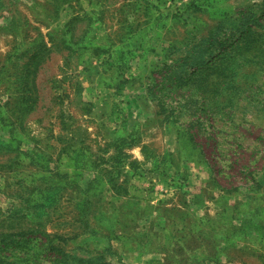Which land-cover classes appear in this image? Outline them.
Instances as JSON below:
<instances>
[{
    "label": "rangeland",
    "instance_id": "obj_1",
    "mask_svg": "<svg viewBox=\"0 0 264 264\" xmlns=\"http://www.w3.org/2000/svg\"><path fill=\"white\" fill-rule=\"evenodd\" d=\"M0 264H264V0H0Z\"/></svg>",
    "mask_w": 264,
    "mask_h": 264
},
{
    "label": "crops",
    "instance_id": "obj_2",
    "mask_svg": "<svg viewBox=\"0 0 264 264\" xmlns=\"http://www.w3.org/2000/svg\"><path fill=\"white\" fill-rule=\"evenodd\" d=\"M169 136H170V134H169ZM172 136V135H171ZM168 137V136H167ZM175 148L176 147H173V148H170V147H165V150H164V153H167V152H171V149L173 150V151H175ZM135 158H138V160L141 162V164L142 165H144V163L146 162V163H150V164H153V159H143V157H135ZM168 161H169V163L170 164H172L173 165V167L176 169V164H174L173 162H172V159H167ZM194 160H196V159H183V161L185 162V163H189V164H192V163H194Z\"/></svg>",
    "mask_w": 264,
    "mask_h": 264
}]
</instances>
